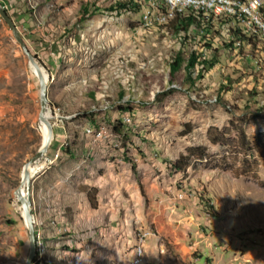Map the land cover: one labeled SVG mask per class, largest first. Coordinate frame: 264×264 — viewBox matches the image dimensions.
Instances as JSON below:
<instances>
[{"label": "rangeland", "instance_id": "1", "mask_svg": "<svg viewBox=\"0 0 264 264\" xmlns=\"http://www.w3.org/2000/svg\"><path fill=\"white\" fill-rule=\"evenodd\" d=\"M72 1L5 0L19 33L27 25L26 16L35 29L45 28L52 40L62 43L63 35H67L70 50L61 47L64 55L61 61L73 69L65 76L66 87L57 83L63 79V74L54 73V78L51 77L53 68L47 56L52 51L27 46L49 76L54 130L61 120L66 124L80 122V125L89 121L103 104L115 112L125 113L127 120L123 125L126 127L123 129L119 121L115 122L112 139L121 146H133L142 158H149L148 170L159 172V166L151 165L159 161L178 172L175 163L179 156L188 157L182 162L187 168L180 173L178 188L191 186L197 203L213 218L219 230L212 240L215 248H205L199 264L212 259V252L222 254L224 247L228 262L236 253V245L230 238L239 240L238 236L243 250L264 249V111H259L264 107V71L256 75L248 67L250 60H247L249 64L240 60L217 40L214 45L220 50V64L192 86L186 81L184 69L173 78L170 75L172 56L180 48L173 30L141 31L142 11L120 16L109 11L117 0H77V5L67 6ZM66 8L69 11L65 12ZM92 16H97L95 22ZM0 19V28L6 27L13 33L1 16ZM93 29L94 33L95 30L110 31V62L115 72L123 70L129 78V84L115 82L107 89L109 96L99 101L89 95L94 90L95 79L92 68L87 65H91L95 56L86 47L75 52L71 44L74 40L83 42L79 34L87 37ZM91 39H95L94 36ZM97 41L99 43L100 39ZM16 43L20 55L16 97L12 101L0 98V108L15 109L12 113L0 114V264H25L28 258L29 237L15 193L21 185L25 164L43 143L39 80L21 45ZM192 47L187 45L185 52L192 51ZM237 79L240 80L237 82ZM82 80L86 83L78 86ZM229 84L231 90L224 92L221 85ZM32 85L34 99L30 93ZM255 87L258 96L252 98L250 91ZM125 94L129 95L128 99L124 98ZM63 116L70 118L65 120ZM68 148L58 151L56 163ZM219 223H225V228L232 229V233L224 231ZM239 232H243L241 236ZM248 258L252 263H264L262 254L253 253Z\"/></svg>", "mask_w": 264, "mask_h": 264}, {"label": "crops", "instance_id": "2", "mask_svg": "<svg viewBox=\"0 0 264 264\" xmlns=\"http://www.w3.org/2000/svg\"><path fill=\"white\" fill-rule=\"evenodd\" d=\"M76 2H68L67 6ZM2 3L6 5L5 0ZM67 11L69 9L66 8ZM96 17L92 16L93 22ZM24 18L27 25L20 31L23 40L30 49L36 47L41 51H52L47 56L53 68L51 77L54 78V73L63 74V79L57 83L66 87L65 76L73 69L61 61L64 56L61 47L70 50L67 48V35H63L62 43L61 40H52V35L47 34L45 28L35 29L31 19ZM110 34L107 29L95 30V33L93 29L87 37L79 34L83 42H71L73 51L86 47L96 57L92 58L91 65H87L92 68L95 79L92 82L94 90L89 95H93L96 101L109 96L107 89H111L115 82L129 84L125 72H115L110 62ZM16 42L10 30L0 28V98L11 101L17 93L20 62ZM82 83L86 81H79L78 86ZM32 89L30 93L34 99V85ZM51 90L49 85V94L53 95ZM38 94L40 99V89ZM124 98L128 99L129 95L125 94ZM7 108L1 107L0 114L15 110ZM67 118L70 117L63 116V119ZM93 119L81 125L80 122L66 124L61 120L56 125L47 157L60 151L65 142L69 144L68 151L54 167L38 173L33 180L31 196L36 228L41 232L45 245L46 260L43 264H130L137 238L145 231L154 234L144 242L145 264H199L204 249L215 248L212 240L219 230L213 218L197 203L191 186L178 188L181 172L159 161L151 164L159 166V172L148 170L146 161L149 158H142L133 146L124 147L112 139L115 122L119 121L123 129L126 127L123 125L127 120L125 113L115 112L109 105L103 104L102 109L94 113ZM88 130L101 132L104 137L95 139ZM183 192L187 198L178 199ZM89 195L93 197V205ZM221 226L224 231L232 233V229L225 228V223ZM233 239L230 238V241H234L236 253L228 262L224 247L220 255L212 252V259L207 258L205 264H258L250 262L248 257L253 253L264 255V249L248 252L243 250L239 236V240Z\"/></svg>", "mask_w": 264, "mask_h": 264}, {"label": "built area", "instance_id": "3", "mask_svg": "<svg viewBox=\"0 0 264 264\" xmlns=\"http://www.w3.org/2000/svg\"><path fill=\"white\" fill-rule=\"evenodd\" d=\"M141 5L142 17L140 20L141 31H154L162 28L167 31H172L169 26L170 23L180 14H185L187 10H192L195 13H200L201 18L198 19L197 24L193 28L192 35L195 39L191 42L193 46L192 51L204 53V45L206 43L216 47L217 40L223 43H229L234 40L231 31H241L243 35L252 38L256 46H244L240 40H234L233 47L228 52H234L239 56L240 60L245 62L249 59L250 71L256 75L264 71V0H136ZM6 11L9 12L10 8L5 5ZM1 21V19H0ZM216 22L219 26L216 27ZM201 27V29L199 28ZM226 27V28H225ZM210 28L211 32L205 29ZM215 33H220V36L215 37L212 42V36ZM179 39V47H181L184 32L176 34ZM206 37L203 42L202 38ZM245 50L244 54H240L241 49ZM180 49V48H178ZM253 53V54H251ZM207 55V53H206ZM205 56V55H204ZM206 57V56H205ZM203 57V59H205ZM243 64V63H242ZM95 139L103 138V133L93 132ZM68 141V140H67ZM68 148V142L63 145ZM59 158V152L54 157H47L44 160V168L41 172L46 171L48 168L55 165L56 160ZM187 195L181 193L178 199L184 200ZM38 250L35 264H43L45 258V245L42 241L41 232L37 230ZM154 235L151 231L142 232L137 238V245L134 249V257L130 264H145V250L144 242L149 236Z\"/></svg>", "mask_w": 264, "mask_h": 264}, {"label": "trees", "instance_id": "4", "mask_svg": "<svg viewBox=\"0 0 264 264\" xmlns=\"http://www.w3.org/2000/svg\"><path fill=\"white\" fill-rule=\"evenodd\" d=\"M109 11L113 14L116 13V15L120 16L123 13H138L141 11V5L137 3L136 0H117L115 1L114 5H111L109 7ZM84 14L87 13V11L84 9ZM89 16V15H88ZM201 18L200 13H195L192 10H187L185 14H180L177 16L171 23L169 28L173 30L175 34H178L180 32H184L185 36L182 38L181 47L176 51L172 56V61L170 64V75L173 78V76L180 72L181 69H184L186 73V81H189L192 86L195 85L197 81H200L205 78L206 74H209L210 72H213L218 65L220 64L219 61V53L220 50L218 48L214 49V46L206 43L204 45V53H199L198 51H190L189 53L185 52V48L187 45H190V41L192 42L195 39V36L192 35L193 28L195 27V24H197L198 19ZM201 29V27H199ZM207 32H211L210 28L205 29ZM231 35L234 37V40H240L242 44L245 46H252L255 47L256 44L253 41L252 38H248L245 35L241 33V31H231ZM220 36V33H215L212 36V42L214 41L215 37ZM206 37L204 36L202 38V42ZM229 42V43H223L224 49L227 51L230 50L233 47V44L235 41ZM242 47V49H243ZM240 51V54H244V51ZM207 53V55H206ZM253 54V53H251ZM206 57H205V56ZM205 57V59H203ZM249 61V59H248ZM247 62V61H246ZM248 64V62H247ZM240 79H237V82ZM221 89H223L224 92L226 90H231V85H221ZM257 87L255 89L250 91V94L252 98H256L258 96ZM256 101V99H253ZM264 111V107H261L259 111ZM91 121H94L93 118H90ZM118 131V129H116ZM188 157L185 155H180L178 161L175 163V168L183 172L187 166L183 165V161L187 160ZM134 172L136 173V169L134 168ZM89 199L93 205V197L89 195ZM37 256L35 257L36 260ZM34 260V264L35 261Z\"/></svg>", "mask_w": 264, "mask_h": 264}, {"label": "water", "instance_id": "5", "mask_svg": "<svg viewBox=\"0 0 264 264\" xmlns=\"http://www.w3.org/2000/svg\"><path fill=\"white\" fill-rule=\"evenodd\" d=\"M0 16L3 20L7 23V25L11 28L13 35L16 41L21 45L24 53L27 55L31 67L36 71V76L39 80L40 85V113H39V122L44 123L47 127V135L42 143L40 149L35 154V156L30 159L24 166L23 174H22V182L19 189L16 191L15 195L17 197L18 202L22 208V218L24 220L28 237H29V244L30 250L29 255L26 260L25 264H34L35 257L37 255L38 250V239H37V232H36V217L34 211L33 200L31 196L32 191V178L35 175H31L29 172L30 166L33 164H40L43 163L49 148L54 140V124H53V115L50 108V100H49V76L48 73L43 68L40 60L32 55L29 51L26 43L22 39L19 30L6 11L5 7L0 2ZM47 75V78L45 76ZM25 187V193L22 192L23 188Z\"/></svg>", "mask_w": 264, "mask_h": 264}, {"label": "bare ground", "instance_id": "6", "mask_svg": "<svg viewBox=\"0 0 264 264\" xmlns=\"http://www.w3.org/2000/svg\"><path fill=\"white\" fill-rule=\"evenodd\" d=\"M34 70V69H33ZM34 72L36 73V71L34 70ZM46 78H47V75L45 74ZM40 127H41V130L44 134V140L46 138V135H47V127L44 123H41L40 124ZM44 142V141H43ZM44 168V163H40V164H33L32 166H30L29 168V172L31 175H35L37 174L40 170L42 171V169ZM23 193H25V187L23 188L22 190Z\"/></svg>", "mask_w": 264, "mask_h": 264}]
</instances>
